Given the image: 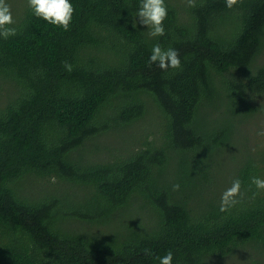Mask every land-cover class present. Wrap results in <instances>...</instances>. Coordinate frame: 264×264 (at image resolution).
Here are the masks:
<instances>
[{
	"label": "trees",
	"instance_id": "1",
	"mask_svg": "<svg viewBox=\"0 0 264 264\" xmlns=\"http://www.w3.org/2000/svg\"><path fill=\"white\" fill-rule=\"evenodd\" d=\"M70 3L68 31L25 0L12 11L17 34L0 37V264H159L169 250L172 264L264 257V191L251 184L264 179V142L242 159L232 149L264 108V0H165L155 38L133 27L140 0ZM156 43L179 52L180 69L149 67ZM146 116L152 138L125 134ZM108 133L118 154L102 145ZM236 178L239 202L221 212ZM57 183L72 191L45 190Z\"/></svg>",
	"mask_w": 264,
	"mask_h": 264
},
{
	"label": "clouds",
	"instance_id": "2",
	"mask_svg": "<svg viewBox=\"0 0 264 264\" xmlns=\"http://www.w3.org/2000/svg\"><path fill=\"white\" fill-rule=\"evenodd\" d=\"M238 0H225L226 7L232 8ZM188 7H195V0H186ZM27 6L32 14L37 18L45 20L47 23L69 30L74 14V7L70 0H27ZM133 27L137 23L141 26H147V34L150 38L160 37L165 34L163 22L167 17V7L165 0H140L139 8L133 16ZM138 18V19H136ZM15 23L11 11V5L7 0H0V37L8 39L17 34V30L12 25ZM156 64L160 69L167 71L171 69H180L181 60L179 52L174 48L164 49L159 43L153 45L151 55L148 60L149 67ZM65 70L71 72L72 65L67 61L63 62ZM257 135L264 136V130L258 131ZM251 184L258 191H264V179L253 176ZM179 185H173V190H178ZM241 193V180L233 179L231 186L223 191L220 200V211L227 212L239 201ZM145 254H150L145 250ZM159 264H172L173 253L169 250L163 256L156 258Z\"/></svg>",
	"mask_w": 264,
	"mask_h": 264
},
{
	"label": "rangeland",
	"instance_id": "3",
	"mask_svg": "<svg viewBox=\"0 0 264 264\" xmlns=\"http://www.w3.org/2000/svg\"><path fill=\"white\" fill-rule=\"evenodd\" d=\"M7 2L11 5V11L19 14L21 13L22 6L25 4V0H7ZM264 58V57H263ZM264 60V59H263ZM264 62V61H263ZM260 104L262 105V98L259 99ZM258 115L256 119L247 121L244 126H241L234 134V146L233 153L240 159L244 158L247 153H250V149L253 148L252 142L256 140L259 144L264 142V136L257 135L258 131L264 130V108L259 109ZM152 118L146 116L143 120L138 122L135 126V129L124 131L125 134H138L141 130H144L148 133V137L152 138V135L156 132L154 126H152ZM154 123V122H153ZM138 138V137H137ZM102 145H105L109 148H114L113 152L118 154L119 148L122 147L120 139L116 134L108 133L100 138ZM249 140V141H248ZM136 144V141H135ZM140 145H138L139 148ZM248 147V148H247ZM102 156H109V152L106 150L101 154ZM239 159V160H240ZM224 161H228V158L224 159ZM215 172L217 173V187L222 189V186L226 185L225 180L229 176L227 166H223L222 163H219L215 166ZM51 182H56L57 180L52 179ZM56 189L57 193L72 191L68 187V185L64 183H57V186H47L45 190H54ZM31 192H35L36 189H30ZM252 251V256L248 257L247 252L243 250H235L233 253L228 255L225 258H218L216 260V264H264V257H261L254 250ZM254 253V255H253Z\"/></svg>",
	"mask_w": 264,
	"mask_h": 264
}]
</instances>
